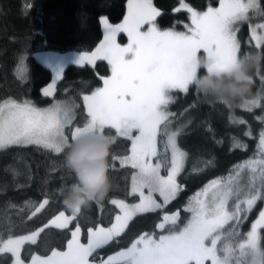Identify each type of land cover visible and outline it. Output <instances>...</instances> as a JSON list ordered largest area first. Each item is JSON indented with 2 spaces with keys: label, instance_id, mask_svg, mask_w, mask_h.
<instances>
[{
  "label": "snow or ice",
  "instance_id": "6c2138e0",
  "mask_svg": "<svg viewBox=\"0 0 264 264\" xmlns=\"http://www.w3.org/2000/svg\"><path fill=\"white\" fill-rule=\"evenodd\" d=\"M182 9L190 14L184 31L174 27L160 29L156 18L161 10L153 0H127V14L120 23L100 18L103 39L94 51H83L77 63L95 66L97 60H105L111 75L100 77L102 87L83 95L86 116L81 124L76 123L80 106L75 98L54 101L46 108H37L27 99L0 100V149L33 144L63 157L70 141L79 134L114 130L115 135L109 134L113 144L123 138L130 148L126 155L111 157L110 170H115L117 160L131 166L130 192L126 195L137 201L112 199L115 213L108 226L94 223L87 227L86 242L81 240L76 212L66 215L58 211L41 227L23 235L8 229L6 234H0V254L10 255L11 264H25L21 257L24 246L35 244L41 233L50 228L70 233L66 247L52 249L50 255H32L29 264H264V207L257 203L264 205V127L248 159L232 165L226 176L208 180L188 197L181 209L166 210L183 190L177 177L188 158L178 139L184 127L173 125L175 114L169 111V105L176 93L189 92L202 70H232L240 56V24L250 25L249 43L254 40L258 48L264 46V22L252 23L254 16L264 21V6L260 0H219V7L197 11L181 2L173 11ZM122 33L127 37L125 44L118 42ZM60 78L62 74L42 89L45 96L53 95ZM260 79V92L248 93L239 99L238 105L223 103L229 109L264 108V75ZM256 119L264 124V116ZM229 120L233 124H247L232 113ZM244 135L252 136L250 125ZM233 146L248 147L239 137H233ZM48 204L46 197L32 204L34 210L28 219ZM257 208L258 213L254 211ZM181 211L186 214L182 225ZM157 212L162 215L154 227L161 230L160 234L143 232L127 241V246L119 247L134 218ZM243 227L248 230L242 231ZM113 244L119 247L118 251L106 258L99 256L105 246Z\"/></svg>",
  "mask_w": 264,
  "mask_h": 264
},
{
  "label": "trees",
  "instance_id": "16d2710c",
  "mask_svg": "<svg viewBox=\"0 0 264 264\" xmlns=\"http://www.w3.org/2000/svg\"><path fill=\"white\" fill-rule=\"evenodd\" d=\"M183 1L197 11H206L209 6L219 7V0H154V5L161 10V15L156 18L160 29L174 27L176 31L185 30L184 25L190 23V14L183 9L173 11ZM260 3L264 6V0ZM126 14L127 0H0V100L8 97L27 99L36 106L45 107L55 99L75 98L80 106L76 110V123L81 124L86 116L82 97L102 85L100 77L110 73L109 64L105 60H97L95 66L69 64L53 95L45 96L42 89L49 84L52 71L35 54L42 52L51 57L94 51L104 35L100 18L107 17L110 23L116 24ZM242 26L240 34L251 39L247 26ZM126 40V34L118 36V42ZM257 52L264 54V46L258 48L254 42L242 45L241 55ZM200 74L203 75L204 71ZM261 75H264V56L258 66L256 64L251 69V93L261 91ZM234 103L238 105L239 100ZM169 110L175 114L173 125L184 127L178 139L188 153L184 170L177 177L178 183L184 186L183 190L166 206V210L172 212L181 209L188 197L208 180L227 175L232 165L252 155L259 131L264 127L256 117L264 116V108L256 107L249 111L237 106L229 109L223 102L205 98L190 87L187 94H175ZM230 113L247 121V124L231 123ZM249 125L252 136L244 135ZM106 134H109L108 130ZM233 137H239L248 147H234ZM127 149L128 142L118 138L112 144L110 163L112 156L126 154ZM208 161L212 164L209 165ZM194 168L200 171H193ZM132 171L129 165L115 166V170H110L111 188L106 197L78 214L82 242H86L87 227L94 223L108 226L115 213L112 199L136 201L133 196L126 195L130 191ZM74 178V174L64 166L62 156L37 145H9L0 149V234H6L8 229L15 235L26 234L41 227L58 211L71 215V210L62 203L58 189L70 184ZM45 197L49 204L29 220L34 210L31 205L42 202ZM160 215L159 212L145 213L134 218L119 247L127 246V241L143 232L160 234L161 230L154 227ZM184 222L186 214L181 211L179 223L182 225ZM74 224L69 228H74ZM69 237L66 230L45 229L35 244H26L22 249L25 264H29L31 254L45 256L50 255L52 249L64 250ZM119 247L114 244L105 246L99 256L106 258ZM11 261L10 255L0 254V264H11Z\"/></svg>",
  "mask_w": 264,
  "mask_h": 264
},
{
  "label": "clouds",
  "instance_id": "9594fccd",
  "mask_svg": "<svg viewBox=\"0 0 264 264\" xmlns=\"http://www.w3.org/2000/svg\"><path fill=\"white\" fill-rule=\"evenodd\" d=\"M264 56L244 53L231 71L207 72L200 75L193 87L205 98L234 102L251 91V69ZM112 137L101 131H88L70 141L63 153L64 166L74 180L58 189L64 206L79 214L85 207L102 201L111 188L110 154Z\"/></svg>",
  "mask_w": 264,
  "mask_h": 264
},
{
  "label": "rangeland",
  "instance_id": "374dc122",
  "mask_svg": "<svg viewBox=\"0 0 264 264\" xmlns=\"http://www.w3.org/2000/svg\"><path fill=\"white\" fill-rule=\"evenodd\" d=\"M183 3H185L183 1ZM153 4H154V0H153ZM261 22H264L262 21L258 16H254L253 19H252V23L253 24H258V23H261ZM245 24V26H247L248 28V31L250 33V37H251V31H250V25L248 22H244L242 24L239 25V31L237 32V37L238 39L240 40V44H241V49H242V45L245 43V44H249V38L247 36H244L243 34H240L241 30H242V25ZM255 43V41L253 40L251 42L252 43ZM127 43V40L126 41H122L121 44H125ZM241 49H240V55H241ZM82 52H69V53H64V54H60V55H51V57L47 54V53H42V52H38L36 55V57L41 60L48 68L51 69L52 71V78L49 82V84L51 83V81H53L54 79H57V77L62 74L63 76V73H64V70L65 68L69 65V64H78L77 61L79 60L80 58V55H81ZM201 54H203V50H201ZM80 65V64H78ZM110 66V65H109ZM111 75V69H110V73L106 76H109ZM105 77V76H104ZM61 79V78H60ZM58 79V81L60 80ZM57 81V82H58ZM47 87V86H46ZM102 87V85L100 86ZM45 88V87H44ZM70 97H65L63 99H55L54 101H59V100H67L69 99ZM54 101L52 103H50L49 105L45 106V107H40V106H36L37 108H46L50 105H52L54 103ZM170 111V110H169ZM109 134H113L115 135V132L114 130L112 131H109ZM128 148H130V144L128 143ZM127 154V153H126ZM126 154H123V155H126ZM121 156V155H119ZM115 166H126V165H122L118 160L115 162ZM130 166V165H129ZM162 175H165L166 173L162 170L161 172ZM226 176V175H225ZM131 186V184H130ZM130 192V191H129ZM157 199H160V197L158 196L157 194ZM137 202V201H135ZM135 202H129V203H135ZM258 206L259 207H264V205H261L260 202L258 201ZM254 211H256L258 213V208L255 209ZM253 219L255 218L254 216L252 217ZM242 231H247L248 228L247 227H243L241 229ZM70 238V237H69ZM32 255H39V254H31L29 256V258L31 259V256ZM21 257H22V251H21ZM23 259V257H22Z\"/></svg>",
  "mask_w": 264,
  "mask_h": 264
}]
</instances>
